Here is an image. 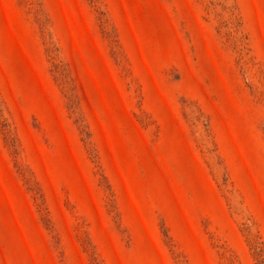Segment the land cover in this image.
I'll use <instances>...</instances> for the list:
<instances>
[{"label": "rangeland", "instance_id": "1", "mask_svg": "<svg viewBox=\"0 0 264 264\" xmlns=\"http://www.w3.org/2000/svg\"><path fill=\"white\" fill-rule=\"evenodd\" d=\"M0 264H264V0H0Z\"/></svg>", "mask_w": 264, "mask_h": 264}]
</instances>
